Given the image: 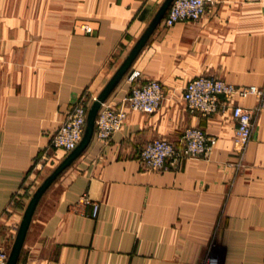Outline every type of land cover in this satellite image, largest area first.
<instances>
[{
    "label": "crops",
    "instance_id": "0c3cea01",
    "mask_svg": "<svg viewBox=\"0 0 264 264\" xmlns=\"http://www.w3.org/2000/svg\"><path fill=\"white\" fill-rule=\"evenodd\" d=\"M173 1L0 0V247L8 257L33 195L70 154L56 151L43 171L34 168L70 107L84 97L88 111L98 96L119 105L133 70L163 88L156 113L130 110L108 143L93 131L48 184L14 264H264V109L243 148L231 117L232 106L254 108L259 98H233L207 118L188 114L183 101L200 75L264 91V0H218L200 20L165 27ZM186 127L213 140L208 157L162 171L140 164L147 142L179 144ZM85 194L99 203L96 218L78 203Z\"/></svg>",
    "mask_w": 264,
    "mask_h": 264
},
{
    "label": "built area",
    "instance_id": "2783aa9c",
    "mask_svg": "<svg viewBox=\"0 0 264 264\" xmlns=\"http://www.w3.org/2000/svg\"><path fill=\"white\" fill-rule=\"evenodd\" d=\"M217 2L218 0H174L163 24L165 27H171L177 22L198 21ZM82 28L88 33L91 32V28L87 25H82ZM127 83L129 91L120 104L112 105L104 102L97 113L94 134L102 143H108L114 134L124 128L130 110L154 114L160 109L163 88L159 81L142 80L140 72L133 70L127 76ZM249 95L259 98L254 108H244L239 105L231 107V117L235 122L234 141L243 148L251 138L256 114L264 109L263 90L256 86H236L215 75H200L190 80L184 88V108L188 114L207 118L226 109L233 98ZM86 118V99L81 97L67 111L58 130L50 137L47 147L40 151L34 164L37 171H43L52 163L51 154L54 152H70L79 144L85 130ZM212 147L213 140L202 128L186 127L179 144L166 138H154L139 150L137 159L146 169L162 171L178 168L188 157L206 158ZM78 203L91 206L92 217H97L98 202L90 200L85 194L79 198ZM7 260L8 251L0 247V264H6ZM206 264H217V261L208 258Z\"/></svg>",
    "mask_w": 264,
    "mask_h": 264
},
{
    "label": "water",
    "instance_id": "95a60500",
    "mask_svg": "<svg viewBox=\"0 0 264 264\" xmlns=\"http://www.w3.org/2000/svg\"><path fill=\"white\" fill-rule=\"evenodd\" d=\"M166 6H167V3H165L164 7H166ZM141 43H142V41H140L138 43V45L136 46V48L133 50V52L131 54V58L135 55V53H136V51H137V49ZM104 102H105V100L102 97L98 96V97L94 98L90 109L87 111L85 130H84L81 141L72 151H70V154L65 158V160H63V162H61L54 169V171L51 173V175L45 179L43 184L38 188V190L33 195L32 199L30 200V202L26 208L24 218H23L22 223L20 225V228H19L16 240L14 242L11 254L8 257L6 264H14L16 261L19 250H20L22 243H23V240H24V236L26 233V229H27V226L29 223L30 216L32 214L33 208H34L39 196L42 194V192L45 190V188L48 186V184L55 178V176L58 175L70 163V161L85 148V146L89 142V139H90V137L94 131V128H95V120L97 117V113H98L102 103H104Z\"/></svg>",
    "mask_w": 264,
    "mask_h": 264
}]
</instances>
